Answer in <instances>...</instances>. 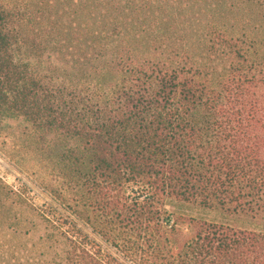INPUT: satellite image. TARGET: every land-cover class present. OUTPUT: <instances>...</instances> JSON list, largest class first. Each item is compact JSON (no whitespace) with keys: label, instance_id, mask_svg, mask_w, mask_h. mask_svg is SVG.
<instances>
[{"label":"trees","instance_id":"1","mask_svg":"<svg viewBox=\"0 0 264 264\" xmlns=\"http://www.w3.org/2000/svg\"><path fill=\"white\" fill-rule=\"evenodd\" d=\"M12 121L88 209L0 181V264H264V0H0Z\"/></svg>","mask_w":264,"mask_h":264},{"label":"rangeland","instance_id":"2","mask_svg":"<svg viewBox=\"0 0 264 264\" xmlns=\"http://www.w3.org/2000/svg\"><path fill=\"white\" fill-rule=\"evenodd\" d=\"M21 130L22 127L12 121L6 134L0 137V181L17 193L21 198L20 201L29 206L25 209L17 205L18 217L30 222L34 219L36 211H39L55 220L60 217L77 218V215L88 209L86 196L81 197V194H76L57 170L39 161L38 156L33 153L34 150L29 147V143L21 137ZM166 209L180 211L179 213L183 212L207 221L251 228L248 219H230L219 210L204 209L197 205L179 208L168 204ZM0 216V224L5 222L4 227H9L12 223L10 216L2 212ZM7 239L10 240L9 232Z\"/></svg>","mask_w":264,"mask_h":264}]
</instances>
